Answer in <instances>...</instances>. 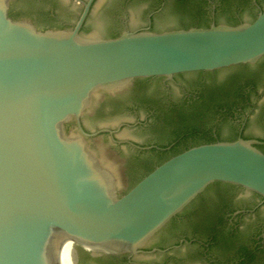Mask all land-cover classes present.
Segmentation results:
<instances>
[{"label": "water", "instance_id": "95a60500", "mask_svg": "<svg viewBox=\"0 0 264 264\" xmlns=\"http://www.w3.org/2000/svg\"><path fill=\"white\" fill-rule=\"evenodd\" d=\"M94 1L0 0V264H173L151 256L164 252L144 250L194 235L175 220L180 215L185 221L192 207L233 195L234 187L264 199L256 141L191 148L132 187L162 154L138 157L100 136L110 130L120 142L167 144L166 136L137 125L158 116L153 98L165 107L185 101L181 88L165 82L176 77L197 92L263 70L264 7L252 0V21L256 10L243 1L220 11L219 25L188 30L183 25L209 15L166 9L150 32L148 15L160 0H99L90 11ZM259 116L246 139H264ZM126 124L131 128L121 130ZM209 125L223 141L237 136L220 116ZM259 219L264 224V214Z\"/></svg>", "mask_w": 264, "mask_h": 264}, {"label": "flooded vegetation", "instance_id": "af4514ba", "mask_svg": "<svg viewBox=\"0 0 264 264\" xmlns=\"http://www.w3.org/2000/svg\"><path fill=\"white\" fill-rule=\"evenodd\" d=\"M80 1L86 2V0ZM98 1L99 0L94 1L90 11H92ZM180 1L182 0H160L159 9L155 12L149 13L148 15L147 22L150 20V24L147 23V30L150 32H157L154 29L155 20L162 16L166 9L179 5ZM203 1H205L207 6V8H205V12L210 17V23L215 24V10L221 7V4H218L217 2L221 1V3H223L222 0ZM71 2L77 3L76 0H70V3ZM251 6L256 10L253 16L257 15L258 10L256 7H254L252 0ZM237 21L242 23V20ZM72 27L73 26H65L64 28L71 29ZM64 28L60 27L58 29ZM246 67L247 66L237 68ZM175 78L172 82H165L164 86L170 88L171 85H174L178 89L181 88L183 94L185 95V101L180 104L172 103L168 107H165V104L162 102V100L153 98V102H155V105L158 107V116L156 117L154 114H151L146 118V121L137 123V125L139 127H143L145 131L157 130L160 122L163 119H159V116L164 117L167 113H169L176 117L185 108L191 107L196 102H198L200 91H186L182 86L177 84ZM246 82L248 83L243 85V89H239L237 93H233L229 97L225 98L224 101L227 100L226 103H223V105L217 107V110H213L211 116L212 120L216 116H220L225 122L228 121L233 126L237 127V139L241 138L245 141H256L261 144L258 146V149L260 150V148H264V139H246L245 130L253 117L256 118L259 115V117L264 116V69L250 75L248 78H246ZM261 85L262 89H260ZM252 96L254 97L253 99ZM82 128L89 136H92L95 133L86 131L83 125ZM125 128H131V125L126 124L121 126V130ZM99 131L97 130L96 133ZM106 131L108 134H103L100 136H109L112 141L120 147H132L136 150L138 157H142L147 154L153 155L154 153L151 152L155 151V154H166L165 158L170 159L174 157L173 154H170V150L175 148L180 142V140H177L172 145H170L169 148L163 150L155 146L142 148L145 146H141L132 141L120 142L117 140L116 132L110 130ZM212 135L217 143L230 141L221 140L216 133ZM95 139L96 138H90V141L93 142ZM260 151L264 154V149ZM163 156L164 155H162V158ZM157 165L152 169L157 167ZM234 188L237 190V192L233 195L230 193L223 194L219 196L218 201L217 199H214L211 202L201 201L199 204L192 207V209H194V213L189 214L191 212L190 211L187 216L188 219L185 221H183V218H180L181 215L175 219L179 220V225L185 224V226H189V228H191L194 232V235L183 236L177 242L169 246H154L146 248L144 252L147 254L155 251L164 252L162 254L154 253L151 256L162 255L165 257H170V260L172 259L173 255L175 256L178 253L184 252L185 257L183 260L173 257L177 264H188L191 261H196L198 264H264V224L259 219L260 216L264 214V199L255 194L248 193L240 188ZM193 204L191 206H193ZM203 209L206 210L205 213H207V215L198 220L195 213ZM168 262L163 264H169L170 262ZM126 263L131 264L130 262Z\"/></svg>", "mask_w": 264, "mask_h": 264}, {"label": "trees", "instance_id": "16d2710c", "mask_svg": "<svg viewBox=\"0 0 264 264\" xmlns=\"http://www.w3.org/2000/svg\"><path fill=\"white\" fill-rule=\"evenodd\" d=\"M182 1H180L179 5L175 7H170V9H167V11L170 10L172 13H175L177 15H185L190 17H195V16L201 17L203 15H207L205 12V8H207L205 1L203 0H182ZM243 1L251 5V0H222L223 3H221V7L215 10L216 12L215 25H219L217 17L220 11L226 12L230 10L234 5L240 4ZM256 1L257 4L262 9L264 7V0H256ZM158 9H159V2L158 5L151 10V12H155ZM11 17H13L16 20H21L18 17H16L15 14H13V11H11ZM255 17L256 15L252 17V21L255 19ZM229 24L230 26H237L241 23L239 21H233L230 22ZM85 25L83 26L82 32L84 30ZM210 25H211L210 20L207 22H202L201 19L200 21L191 22L188 25H183L182 29L183 30H188L190 28L206 29L209 28ZM116 37H118V35L116 36L114 35L112 39ZM198 75L202 76L204 74H198ZM248 77L249 76L238 75L227 79L225 82L219 85L216 84L202 85L199 90L200 95L198 97L199 99L198 102H196L191 107L185 108L176 117L173 116V114H169V113H167L163 117L156 132L164 137L166 136L168 143L158 144L155 147H158L159 149L163 150L169 148L170 145H172L177 140H180L179 144L175 148H172L170 150V154H173V156H177L194 147L217 143L214 140L213 135L211 133L212 129L209 128L210 126L209 121L212 120L211 114L213 110H217V107H220V105L226 103L227 100L224 101L225 98L229 97L233 93H237L239 89H243V85L241 82L246 80V78ZM173 138L176 139L173 140ZM236 139L237 137L234 136L229 139L230 140L229 142H234L236 141ZM189 140L192 141L189 143L188 142ZM146 147H150V146H145L142 148H146ZM263 149L264 148H260V150ZM151 153L155 154L156 152L152 151ZM162 155L164 156L157 166L161 165L162 163H164L169 159V158H165L166 154H162ZM138 161L140 162V160ZM152 171L153 169H148L145 174L141 175L136 181L133 182L132 187L135 186L141 179H143L146 175H148ZM205 211L206 210L204 209L199 212L197 211L195 213V215H197L196 218L199 220L205 217L207 215ZM193 213H194V209H192L189 214H193ZM171 260L173 261L174 264H177L173 258ZM98 264H117V263L99 260ZM124 264L127 263L124 262Z\"/></svg>", "mask_w": 264, "mask_h": 264}]
</instances>
